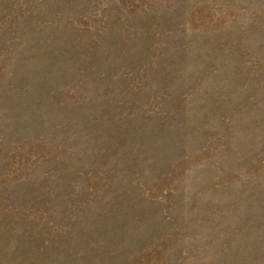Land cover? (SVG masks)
I'll return each mask as SVG.
<instances>
[{"label": "rangeland", "instance_id": "rangeland-1", "mask_svg": "<svg viewBox=\"0 0 264 264\" xmlns=\"http://www.w3.org/2000/svg\"><path fill=\"white\" fill-rule=\"evenodd\" d=\"M0 264H264V0H0Z\"/></svg>", "mask_w": 264, "mask_h": 264}]
</instances>
